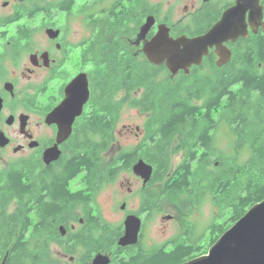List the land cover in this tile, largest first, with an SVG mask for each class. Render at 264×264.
<instances>
[{
  "label": "trees",
  "instance_id": "16d2710c",
  "mask_svg": "<svg viewBox=\"0 0 264 264\" xmlns=\"http://www.w3.org/2000/svg\"><path fill=\"white\" fill-rule=\"evenodd\" d=\"M37 1L29 11L30 16L36 10H43L42 14L53 21L52 12L58 9L69 14V21L78 0L48 2L42 6L39 2L44 0ZM88 1L83 2L78 14L84 22L92 23L97 39L93 45V114L78 127L83 129V135L72 138L68 147L72 150L62 157L61 172H52L50 181H44L43 190L50 199L35 196L32 202L34 196H31L28 209H22L24 203L20 202L15 216L7 220L17 223L28 213L32 227L30 251L21 237L9 263L25 264V258L29 257V264H46V252L54 240L60 241L65 250L84 248V261L108 250L117 255L122 248L116 246L121 225L102 219L99 212L91 216V209H97L94 196L114 182L117 175L130 172L142 155L154 171L147 188L141 190L138 214L161 212L168 203L188 217L189 228L176 235L168 248L161 245L145 250L140 245L139 249L130 248L126 260L114 256L112 261L114 264H180L205 253L252 205L264 199V32L259 31L247 40L243 51H238L229 65L216 73L182 74L173 79L164 66L153 65L144 56L137 61L126 41H120L129 23L142 22L148 14L145 0H141L140 14L136 12V0H131V5L110 0L106 6L101 5L102 0L94 1L93 6ZM141 88L142 98H134V92ZM119 92L124 94L122 103L154 115L145 144L139 149H121L113 163L105 165L101 153L118 139L116 114L121 107L112 98ZM199 101L202 103H196ZM221 127L233 135L228 149L218 148L216 144ZM177 135L180 140L174 150L187 148V154L183 162L172 168L169 149ZM23 168L20 163L6 174L0 199L22 201L27 195L29 187L23 183ZM80 175H83L82 181L78 180L81 190L70 193L69 181ZM155 183H161L158 191L152 187ZM35 192L38 195L37 188ZM207 201L217 208V214L198 233L191 216ZM75 205L83 206L87 217L62 238L58 226L67 224L66 214Z\"/></svg>",
  "mask_w": 264,
  "mask_h": 264
},
{
  "label": "flooded vegetation",
  "instance_id": "af4514ba",
  "mask_svg": "<svg viewBox=\"0 0 264 264\" xmlns=\"http://www.w3.org/2000/svg\"><path fill=\"white\" fill-rule=\"evenodd\" d=\"M23 1L0 0V188L6 181V174L20 163L24 167L23 183L29 187V191L26 192L27 195H25L22 201L18 198L0 199V264H10L9 258L13 253V248L21 237V242L24 245L26 244L27 250L30 251L29 236L32 227L29 224V214L26 213L25 217H22L23 220H19L17 223L7 220H12L13 216H15L14 212H17L19 209L18 204L20 202L24 203L22 209L27 210L29 206L28 202L32 199L31 196H34L32 202L35 196L37 198L44 197L45 200L50 199L43 190L44 181L48 182L52 172L55 174L61 172L62 157L68 155L72 150V148L68 149L71 146L70 142L72 138L76 134L79 137L83 135V129H78V127L84 125V119L87 120L93 114L92 92L95 68L93 61L95 58V48L93 45L97 39L94 37L92 23L83 22L87 31L86 43L76 39L69 40L67 36L70 34V30L68 28L67 31L66 27L70 23H65V26L63 22L56 24L49 21L31 27L29 24V9H27L26 3H23ZM99 1L96 0L95 2ZM109 1L102 0L101 5L106 6ZM145 1L148 6V14L142 22L139 21L137 24L129 23L125 34V30L122 31L124 36H120V41H126L127 47L129 44L130 50H128L136 58H139L143 54L141 51L143 44L154 36L158 30V26L163 25L168 28L169 34L173 38L183 35L188 38L196 37L206 33L222 17L224 11L235 6L237 3V0H183L181 7L183 14L180 17L172 18L175 9L178 8L176 5L177 0ZM121 2L131 5V0H121ZM90 5H94V0H92ZM260 5L263 7L264 15V0H260ZM96 8L95 6L94 9ZM122 8L123 6L120 7V9ZM135 8L136 12L140 14L142 10L141 0H136ZM149 15L153 16L154 24L145 37L138 40L141 27ZM249 17L250 10H247L245 13L247 35L239 36L235 40H227L223 43L230 52L228 62L218 65L217 61L219 57L215 52V48L212 47L209 48L208 54L203 56L200 64H193L185 70H180L177 74L191 75L203 72L206 75H211L216 73L218 69L229 65L236 53L243 51L242 46L245 42L250 41V38L255 33L264 31L259 27L254 32L249 22ZM94 18L95 16H93ZM131 26H135L134 31H131ZM49 28L59 31L58 35L54 38L50 37L46 33V30ZM40 33L44 34L41 44L35 38ZM84 49L86 50V60H84V55L82 54ZM71 51H74L76 54L71 53ZM74 57L79 59V64L73 61ZM96 57L100 58V56ZM102 58L105 57L103 56ZM161 66H164V64ZM207 68L208 70H206ZM80 73L86 74L89 95L83 104L81 113L72 122L70 135L62 142H58L59 123L49 121L48 116L64 101L67 85ZM66 112V110H60L58 113L59 118L64 119ZM53 146H57L60 150L59 157L46 163L44 152ZM130 172L135 176L137 181L142 182L141 188L138 190L139 201L141 202V190L145 189L148 182L143 183V179L140 176L135 175L132 170ZM71 182L72 180L68 183V191L70 193L81 190L72 189ZM35 188H37L38 195H36V192L33 193ZM127 190L130 191L131 189L128 188ZM11 202H15L17 207L14 212L8 213V207ZM122 204H125L126 207L125 202ZM121 205L120 209H122ZM75 207L76 205L72 207L71 212L74 211ZM80 207L81 217L77 220L78 226L87 217L83 212L85 210L84 207ZM139 208L140 205L135 214L138 213ZM91 211V216H97V209L92 208ZM133 213V211H130L124 216L121 224L122 233L116 240L117 247V242L124 233V220L128 214ZM139 215L143 216L139 241L136 244L122 247L121 251L116 255L120 260L121 256L127 257L130 248H140L146 218L152 216V211L150 214L145 211ZM67 216L68 213L66 214V218ZM100 217L106 220L101 214ZM17 219H20L19 215ZM78 226L75 227L74 224L70 226L64 225L63 230H60V226H58L57 230L63 238L68 235L69 230H76ZM92 259L90 258L88 261H85V264H92ZM73 260L74 257L69 258L70 262ZM112 260L113 258L111 257L110 264ZM29 262L30 258H25V264H29Z\"/></svg>",
  "mask_w": 264,
  "mask_h": 264
},
{
  "label": "water",
  "instance_id": "95a60500",
  "mask_svg": "<svg viewBox=\"0 0 264 264\" xmlns=\"http://www.w3.org/2000/svg\"><path fill=\"white\" fill-rule=\"evenodd\" d=\"M250 10L249 22L254 32L259 27L264 30L263 7L260 0H237L235 6L224 11L222 17L204 34L188 38L179 36L173 38L168 28L158 26L156 34L143 45V52L148 61L155 65L164 63L171 74L185 70L193 64H200L209 48L214 47L218 55V65L229 61L230 52L223 45L227 40H235L247 35L245 13ZM154 24L153 16L149 15L141 27L138 40L145 37ZM46 33L54 38L59 31L47 29ZM89 95L85 73L77 75L66 87V98L48 116L49 121L59 123L60 131L57 141L62 142L71 133L74 118L81 113L83 104ZM66 110L65 118L60 119L58 113ZM60 150L57 146L44 152L46 163L56 160ZM135 175L150 180L153 167L142 158L132 166ZM125 208V204L121 205ZM169 219L170 216H165ZM141 219L136 214H128L124 220V233L119 238L118 246L136 244L141 229ZM64 227L60 226V230ZM108 255L98 253L92 259V264H109ZM180 264H264V199L252 205L230 228L209 247L207 253L191 258Z\"/></svg>",
  "mask_w": 264,
  "mask_h": 264
},
{
  "label": "rangeland",
  "instance_id": "374dc122",
  "mask_svg": "<svg viewBox=\"0 0 264 264\" xmlns=\"http://www.w3.org/2000/svg\"><path fill=\"white\" fill-rule=\"evenodd\" d=\"M61 0H44L42 2H39V5H43L48 2H56ZM86 0H78L74 8L72 9L73 16L69 17V14L65 11H60L58 9L53 10V21L48 20L45 15H43V10H36L39 11L37 13L33 14V16H30L29 24L31 27L38 26L42 22H55L56 24L60 23H70L66 27L67 31L68 28L70 30V34L67 36L69 40L76 39L78 41H83V43H86V26L83 24V18L79 13L80 8L83 5V2ZM96 1V0H94ZM37 0H24L23 3H26L25 6L29 11H32L35 4L37 3ZM92 0L88 1V5ZM183 4V0H177L176 5L178 8L175 9L173 13L172 18L180 17L183 14V11L181 10ZM81 23V25H79ZM86 23V22H85ZM46 25V24H45ZM66 26V24H65ZM135 26H131V31H134ZM15 31V29H14ZM35 38L38 39V43H42V39L44 38V34L40 33L35 36ZM128 49L129 44H128ZM71 53H75L74 51H71ZM86 50L84 49L82 54H85ZM76 54V53H75ZM77 56V55H76ZM78 57V56H77ZM77 57L73 58L75 62H78L79 59ZM72 58V55H71ZM142 56L140 55L137 61H141ZM79 64V62H78ZM85 68V66H84ZM208 70V68L206 69ZM204 73L201 72L199 75H203ZM182 76V73L179 74H171V78H179ZM160 77V76H159ZM164 77V76H162ZM160 77V79H164ZM144 94L143 88L140 90H136L133 94L134 98L141 99ZM123 92H119L118 94H115L112 98V101L120 106V110L118 109L116 114V136L118 134V139L116 141H113V143L101 153V159L102 163L104 162L105 165L113 163V161L116 159L118 154L120 153L121 149L124 148L126 151L129 149H135V148H141L145 144V140L148 137V133L151 130V121L153 118V112H145L141 108L136 107H130L126 102L122 103L123 98ZM195 102V101H194ZM198 104H201L202 102H196ZM230 138L233 139V135L230 134L228 129L226 127H221L219 131L217 132V147L221 149H228L230 147L229 142ZM180 136L177 135L174 137V141L170 146L169 149V164L171 167H176L178 164L183 162V160L186 157L187 154V148L183 149H176L174 150V147L179 143ZM143 160H145L142 155L141 157ZM83 175L77 176L76 179H74L71 183L72 189H81L78 188V180L82 181ZM80 184V183H79ZM142 182L137 181L135 176L130 172L128 173H121L118 175L116 180L112 183H109L102 187L97 193L95 194V205L98 210V212L103 216L106 221L112 223L113 225H121L124 219V216L127 212L133 211L135 214V211L138 209L140 205V199H139V193L138 190L141 188ZM153 189L158 191L161 187V183H155L152 185ZM130 188L131 190L128 191L127 189ZM147 186L145 187V189ZM125 202L126 207L124 210L120 209L121 203ZM17 207V204L15 202H11L10 206L8 207V213L14 212ZM18 204V208H19ZM217 208L215 206H212L209 204V201H207L204 206L201 208L199 212H194L191 216V219L197 226V232H202L204 227L209 223L211 218L216 215ZM137 215L142 219L143 216ZM169 215L171 216L170 219H164L163 216ZM81 217V207L77 205L75 207L73 212L68 213L67 216V226H70L71 224H74L75 227L78 226L77 220ZM188 217H185L183 213H181L179 210H177L174 206L165 203L164 208L161 212L152 211V216L146 218V224L144 227V230L142 232L141 237V247H143L145 250H151L155 247L166 245L168 248V245L170 244L171 240L178 234L183 233L185 230H187L189 227L188 222L186 221ZM122 229V228H121ZM209 246L207 247V249ZM205 249H201V253L204 252ZM85 251L82 247H77L75 250H65L62 247V244L58 240H54L49 244L47 252H46V264H85L84 261V254H82ZM103 254L108 255L110 258L116 256L113 251H105L101 252ZM112 253V254H111ZM61 254V255H60ZM96 254V253H95ZM203 254V253H202ZM112 255V256H111ZM70 257H74V260L72 262L69 261ZM120 258V257H119ZM121 259L126 260L127 257L121 256ZM111 264H114L112 261Z\"/></svg>",
  "mask_w": 264,
  "mask_h": 264
}]
</instances>
